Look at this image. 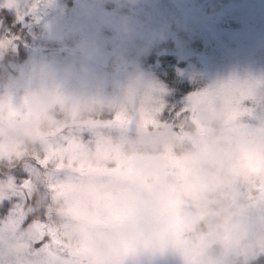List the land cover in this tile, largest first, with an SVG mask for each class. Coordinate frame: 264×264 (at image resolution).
<instances>
[{
    "label": "clouds",
    "instance_id": "clouds-1",
    "mask_svg": "<svg viewBox=\"0 0 264 264\" xmlns=\"http://www.w3.org/2000/svg\"><path fill=\"white\" fill-rule=\"evenodd\" d=\"M126 21L127 14L117 20V36L127 34ZM14 50L0 40V192L32 159L63 162L57 187L34 196L37 215L46 205L63 241L58 257L256 264L264 256V88L253 90L257 119L242 131L226 121L223 105L176 127L158 118L146 124L142 117L163 100L139 57L120 54L97 71L84 54L33 75L23 65L5 67ZM218 88L224 101L238 98V88L210 86ZM133 116L138 131L129 136Z\"/></svg>",
    "mask_w": 264,
    "mask_h": 264
},
{
    "label": "rangeland",
    "instance_id": "rangeland-1",
    "mask_svg": "<svg viewBox=\"0 0 264 264\" xmlns=\"http://www.w3.org/2000/svg\"><path fill=\"white\" fill-rule=\"evenodd\" d=\"M104 1L114 0H95L93 3L92 0H74V6L65 4V10L72 12L70 17L64 13L60 0H15L16 9L0 8V11L6 9L12 12L18 22L33 16L34 24L39 27L46 41L42 47L49 49L51 46L66 50L62 55L53 53L50 58H47L46 53H33L21 65L36 75L42 70L66 65L87 54V63L97 71L109 70L113 58L120 53L134 52V50L144 53L156 47V52H162L163 44L159 42L163 41L164 37L161 39L158 36L159 22L164 24L171 20L178 27L188 29V33L202 32L204 36L217 40L221 49H224L218 61H203L204 72L210 76L208 89L213 83L223 84L250 79L264 82V0H237L217 12L214 11L213 5L216 3L214 0H201L200 3L197 0H136V3L128 6L144 15L145 20H142L141 15L136 16L134 11L127 8V20L130 19L126 21L128 31L123 37L117 36L119 31L117 20L121 16L114 12L107 15L108 11L101 8ZM124 5L126 4L119 6ZM206 9H211L212 12H206ZM232 18L244 23L234 30L227 25ZM219 23L224 24L220 26ZM103 29L106 30L109 38L102 36ZM162 30L166 36L169 35L165 26ZM150 39H153L154 45L151 44ZM14 42H11V47L17 51V44ZM204 43L209 44L206 40ZM111 46L112 51L106 48ZM180 47L181 45L175 42V48L179 50ZM55 52L63 53L57 49ZM217 52L219 53L218 50ZM243 64L250 65L251 71L240 73L245 69L240 67ZM14 65L18 64L9 61L6 62L5 67L11 68ZM151 81L156 83L153 78ZM192 95L186 97L185 106ZM137 131L138 117L133 116L124 132L133 136ZM12 175L18 180L22 179V169L13 170ZM158 264H173V262L162 260Z\"/></svg>",
    "mask_w": 264,
    "mask_h": 264
},
{
    "label": "snow or ice",
    "instance_id": "snow-or-ice-1",
    "mask_svg": "<svg viewBox=\"0 0 264 264\" xmlns=\"http://www.w3.org/2000/svg\"><path fill=\"white\" fill-rule=\"evenodd\" d=\"M0 8L16 9L17 5L15 0H3ZM227 84L238 88L236 100L224 101L219 88L204 90L190 96L185 107L174 111V120L168 125L176 127L180 119L194 120L198 113L215 112L218 106L223 105L226 121L237 130H244L250 121L257 119L258 104L252 92L256 88H264V82L250 79ZM164 109V103L159 104L153 112L142 117L144 122L147 124L157 119ZM21 169L22 179L12 175L8 191L0 192V204H8L0 210V264H73V253L56 255L57 250L63 248V241L57 229L49 223L47 206L38 216L41 206L34 200L38 190L57 187L54 181L63 170V162L46 155L30 160ZM24 229L32 233L30 238H21L20 233Z\"/></svg>",
    "mask_w": 264,
    "mask_h": 264
},
{
    "label": "trees",
    "instance_id": "trees-1",
    "mask_svg": "<svg viewBox=\"0 0 264 264\" xmlns=\"http://www.w3.org/2000/svg\"><path fill=\"white\" fill-rule=\"evenodd\" d=\"M60 3L62 7L65 4L73 5L74 0H60ZM101 8L106 12L108 11L107 15L113 12L120 16L123 14L128 15L127 8L134 11L136 16L141 15L138 11L129 7L128 4L119 6L114 1H104ZM141 16L142 20H144V15ZM26 20L18 22L12 12L6 9L0 11V40L15 41L14 43L17 44V51L14 50L11 53V57L7 62L10 61L21 65L33 53H46L47 58H50L53 53L64 54L66 50H61L58 47L50 46L49 49L42 47L46 41L42 37L39 27L34 24L33 16ZM168 26L167 30L171 33V36L164 35L163 42L165 44L162 46L161 55L158 56L156 61L154 56L157 47L151 48L144 53L134 54V52H129L128 54L123 53V55L129 59L139 57L142 66L156 81L157 84L155 83V85L159 89L158 94L165 105V109L157 118L164 123L170 124L174 120V111H179L185 107L187 96L209 88L207 85L209 84L210 76L203 71L202 62L208 47L206 48L203 45L202 37L194 33L190 35L193 39H188L186 42L187 31L183 27H178L175 23H169ZM101 33L102 36H107L108 38L109 35L106 30L103 29ZM158 36L161 39L163 38L160 33ZM149 41L154 45L153 39ZM175 41L184 42L181 50L175 48ZM106 48L109 49V47ZM56 49L63 53H56ZM179 51H181V56L178 59L177 54ZM244 68L240 73L251 71L252 69L248 64H244ZM7 206V202L0 204V210L5 209ZM256 264H264V256L258 258Z\"/></svg>",
    "mask_w": 264,
    "mask_h": 264
}]
</instances>
